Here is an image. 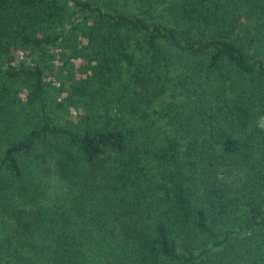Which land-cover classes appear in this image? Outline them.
<instances>
[{"label": "trees", "instance_id": "16d2710c", "mask_svg": "<svg viewBox=\"0 0 264 264\" xmlns=\"http://www.w3.org/2000/svg\"><path fill=\"white\" fill-rule=\"evenodd\" d=\"M262 115L264 0H0V264H264Z\"/></svg>", "mask_w": 264, "mask_h": 264}, {"label": "rangeland", "instance_id": "374dc122", "mask_svg": "<svg viewBox=\"0 0 264 264\" xmlns=\"http://www.w3.org/2000/svg\"><path fill=\"white\" fill-rule=\"evenodd\" d=\"M125 76L126 75L123 73V74H121L120 77L125 79L126 78ZM156 102H158V101H156ZM154 115L155 114H151L150 117L154 119L155 118ZM46 187H47V190L49 191V193H51V194L54 192H60L62 190V187L60 186V184L56 183V180L54 178L48 180Z\"/></svg>", "mask_w": 264, "mask_h": 264}, {"label": "clouds", "instance_id": "9594fccd", "mask_svg": "<svg viewBox=\"0 0 264 264\" xmlns=\"http://www.w3.org/2000/svg\"><path fill=\"white\" fill-rule=\"evenodd\" d=\"M256 127L259 130L264 131V115H262V116H260V117L257 118V120H256Z\"/></svg>", "mask_w": 264, "mask_h": 264}]
</instances>
